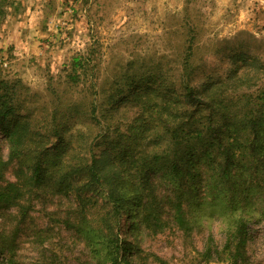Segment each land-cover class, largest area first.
Here are the masks:
<instances>
[{"label":"rangeland","instance_id":"obj_1","mask_svg":"<svg viewBox=\"0 0 264 264\" xmlns=\"http://www.w3.org/2000/svg\"><path fill=\"white\" fill-rule=\"evenodd\" d=\"M9 1L0 19V69L24 86L20 97L33 107V122L50 116L53 105L71 95L64 76L74 56L89 59L86 82H96L97 100L115 87L128 95L132 80L178 92L180 53L187 35L194 36L190 74L195 83L222 78L247 56L264 63V0ZM123 113L119 107L114 117ZM126 129L121 126L120 131L127 134ZM1 136L0 132L1 155L7 159ZM131 146L132 153L140 149ZM62 160L66 162V157ZM30 163L13 161L4 179L13 181L15 169H27ZM256 173L245 171L246 187L264 177V170ZM161 179L157 172L155 203L163 207L161 224L146 229L135 214L128 220L125 211L117 230L103 226L109 208L105 189L60 192L55 184L58 174L50 173L48 184L26 193L25 217L0 204V264L9 260L12 264H108L91 246L102 241L98 237L111 235L126 244L132 264H205L201 256L205 247L220 250L225 243L227 217L219 215L220 205L201 182L186 204L189 231H180L169 217L171 185ZM85 181L72 183L75 187ZM244 189L237 188L242 191L237 213L247 223L245 264H264V189ZM75 225L95 233H78Z\"/></svg>","mask_w":264,"mask_h":264},{"label":"trees","instance_id":"obj_2","mask_svg":"<svg viewBox=\"0 0 264 264\" xmlns=\"http://www.w3.org/2000/svg\"><path fill=\"white\" fill-rule=\"evenodd\" d=\"M10 3L0 0V19ZM193 44V35L183 39L178 92L132 80L128 95L115 87L99 100L96 82H86L89 59L74 56L64 76L71 95L56 102L50 116L34 122L33 107L20 97L24 86L0 69V132L8 149L4 159L0 147V204L25 217L26 193L42 189L47 176L57 173L60 192L94 191L96 186L106 190L102 192L109 205L105 228L108 224L118 230L120 217L128 211V220L135 214L139 225L148 229L161 224L163 207L155 203L154 180L160 172L161 181L171 185L170 220L186 233V204L202 182L220 205L219 215L228 220L222 249L206 246L203 261L245 264L248 231L244 217L237 213L242 192L237 188L264 189V177L246 187L244 175L264 170V63L247 56L222 78L195 83L190 74ZM119 107L124 113L114 117ZM23 110L24 116L19 113ZM126 118L130 121L124 122ZM121 126L127 127V134ZM131 145L139 151L132 153ZM21 159L31 162L27 169L17 167L14 180H5L11 163ZM75 179L86 181L74 187ZM72 228L95 233L82 225ZM108 237H98L102 241L91 246L96 256L108 264H132L126 244Z\"/></svg>","mask_w":264,"mask_h":264}]
</instances>
